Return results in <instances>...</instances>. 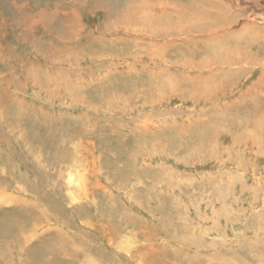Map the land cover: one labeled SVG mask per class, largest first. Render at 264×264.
Returning <instances> with one entry per match:
<instances>
[{"label": "rangeland", "instance_id": "374dc122", "mask_svg": "<svg viewBox=\"0 0 264 264\" xmlns=\"http://www.w3.org/2000/svg\"><path fill=\"white\" fill-rule=\"evenodd\" d=\"M243 1L0 0V264H264Z\"/></svg>", "mask_w": 264, "mask_h": 264}, {"label": "bare ground", "instance_id": "6f19581e", "mask_svg": "<svg viewBox=\"0 0 264 264\" xmlns=\"http://www.w3.org/2000/svg\"><path fill=\"white\" fill-rule=\"evenodd\" d=\"M251 1H254V0H246V2H244V3H246V5L248 6V8H251ZM253 6V5H252ZM258 8V7H257ZM260 9V8H259ZM261 10V9H260ZM150 12V11H149ZM254 13V12H253ZM258 13V12H257ZM257 13H255V14H257ZM249 17V16H248ZM258 18H259V16H257ZM264 17V16H263ZM258 20V19H257ZM264 20V19H263ZM263 20H262V22H263ZM248 21H249V18H248ZM204 62V61H203ZM211 65V64H210ZM6 193V192H5ZM18 196V195H17ZM4 197H6V196H4ZM14 198V197H13ZM3 199V198H2ZM155 239V238H154ZM178 259V258H177ZM193 260V259H192Z\"/></svg>", "mask_w": 264, "mask_h": 264}]
</instances>
